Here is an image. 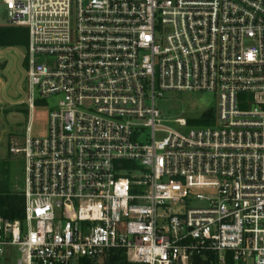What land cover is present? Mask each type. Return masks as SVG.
<instances>
[{
  "label": "built area",
  "instance_id": "built-area-1",
  "mask_svg": "<svg viewBox=\"0 0 264 264\" xmlns=\"http://www.w3.org/2000/svg\"><path fill=\"white\" fill-rule=\"evenodd\" d=\"M2 4L28 32L29 120L56 103L10 148L23 217H0V264H264V0ZM166 92L214 94L212 125H163Z\"/></svg>",
  "mask_w": 264,
  "mask_h": 264
},
{
  "label": "rangeland",
  "instance_id": "rangeland-1",
  "mask_svg": "<svg viewBox=\"0 0 264 264\" xmlns=\"http://www.w3.org/2000/svg\"><path fill=\"white\" fill-rule=\"evenodd\" d=\"M7 10L0 0V26H7L9 21ZM18 58V69L21 79L17 85L19 97L8 96L11 83L9 69L12 65L10 55ZM0 192L21 193L24 182L23 155L11 154L10 148H22L26 138V128L30 126V137L45 138L48 131V114L56 103L54 97H49L35 106L32 119L29 120V110L21 103L23 99L24 66L26 48L0 49ZM39 62L52 64L53 58L38 57ZM163 125L177 129L175 119L197 120L209 110L217 108V97L208 92H166L163 98L156 101ZM142 141L150 139V130L141 131ZM202 204H190L187 207H201Z\"/></svg>",
  "mask_w": 264,
  "mask_h": 264
},
{
  "label": "trees",
  "instance_id": "trees-1",
  "mask_svg": "<svg viewBox=\"0 0 264 264\" xmlns=\"http://www.w3.org/2000/svg\"><path fill=\"white\" fill-rule=\"evenodd\" d=\"M28 32L27 29L17 26H0V49H23L27 47ZM25 65V61H23ZM41 104V101L36 103ZM214 111L209 110L197 120H188V124L192 126L205 127L212 125ZM23 197L20 193L0 192V217L17 220L23 217ZM195 264H208L203 262L201 258L195 259ZM111 264H128L122 258V255L115 256ZM213 264H216L213 261Z\"/></svg>",
  "mask_w": 264,
  "mask_h": 264
},
{
  "label": "water",
  "instance_id": "water-1",
  "mask_svg": "<svg viewBox=\"0 0 264 264\" xmlns=\"http://www.w3.org/2000/svg\"><path fill=\"white\" fill-rule=\"evenodd\" d=\"M2 57L0 56V59ZM10 58L12 60V65L9 69V75L11 77V83L9 86V89L7 91L8 96L13 98V99H17L19 97V93L17 91V85L21 79V73L18 69V58L16 55L11 54Z\"/></svg>",
  "mask_w": 264,
  "mask_h": 264
}]
</instances>
